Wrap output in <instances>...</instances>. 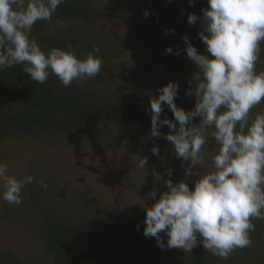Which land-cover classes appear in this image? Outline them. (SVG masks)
Listing matches in <instances>:
<instances>
[{
    "label": "trees",
    "instance_id": "obj_1",
    "mask_svg": "<svg viewBox=\"0 0 264 264\" xmlns=\"http://www.w3.org/2000/svg\"><path fill=\"white\" fill-rule=\"evenodd\" d=\"M208 6V0H194L191 4L189 0H132L121 8L99 6L92 0H65L50 21L38 20L33 25L30 37L35 38L45 52L52 47L67 49L70 44L79 56L98 47L100 52L96 55L103 61L101 73L83 84L73 81L64 87L55 75H50L43 84L31 80L23 72L22 65L0 71V142L25 138L50 143L54 140H92L115 145L117 131L110 127L115 124L124 131L120 139L125 138L146 155L151 171L155 169L162 178H168L167 170L172 169L174 151L164 135L170 130L165 125L160 128L161 136H151L150 98L158 96V90L169 81H175L179 85L175 103L185 111L194 108L195 97L187 92L194 94L189 80L196 66L187 58L182 37L187 35L198 51H205L198 35L201 21L198 19L194 25L189 24L187 16L195 13L202 17L201 8ZM153 8L160 13L162 24L148 34L152 40L161 43L150 50L149 54L153 53L151 58L146 55L145 59L137 60L136 57L133 66L121 63L118 59L123 58L137 41L132 25L144 24L153 17L150 13ZM145 10L149 12L147 18L143 15ZM107 21L126 26L122 30H105L98 26ZM55 22L63 24L53 25ZM147 26H151L149 21ZM168 46L173 49L171 54L166 52ZM260 47V54L264 55V42ZM177 50L178 55L175 54ZM256 70L264 71L261 68ZM136 71L142 72L137 81L134 77ZM130 77L135 80L130 81ZM122 82L128 85L137 82L143 89L137 92L122 89ZM262 109L264 100L251 110L250 117ZM165 117L174 121L167 104L162 105L161 119ZM199 120L195 117L192 123ZM154 145L159 147V155L151 152ZM215 149L216 142L209 136L202 151L215 152ZM30 168V171H36L31 174L35 179L22 189L21 205L3 201L1 218L19 225L41 241L44 261L39 264H126L129 257L156 248L164 254V264H247L239 261L236 249L227 259H220L202 245L187 253L176 248L161 249L155 238L144 234L122 239L107 238L108 219L111 220L112 216H108L109 205L103 198L84 190L75 196L56 173L46 167ZM42 178L47 182L46 189L40 186ZM152 178L159 198L167 187L163 179L157 180L154 175ZM170 178L177 182L173 173ZM34 184L38 186L36 189H32ZM251 222L258 232L249 233L251 240L255 241L250 251L255 249L258 237L264 239V220L253 219ZM162 239L166 244L167 237ZM22 263L12 253L3 251L0 255V264Z\"/></svg>",
    "mask_w": 264,
    "mask_h": 264
},
{
    "label": "clouds",
    "instance_id": "obj_2",
    "mask_svg": "<svg viewBox=\"0 0 264 264\" xmlns=\"http://www.w3.org/2000/svg\"><path fill=\"white\" fill-rule=\"evenodd\" d=\"M190 4L194 0H189ZM65 0H0V71L22 65L31 80L43 84L55 75L64 87L73 81L97 77L102 69L98 47L79 56L69 44L67 49L52 47L45 52L30 37L38 20L52 19ZM201 8L202 17L189 13L187 22L201 21L198 35L205 45L200 52L183 35L187 58L196 69L189 80L195 106L185 111L175 103L178 82L169 81L158 96L150 98L151 136L164 138L181 160L185 177H195L192 187L182 179L173 182L152 169L157 180L163 179L167 190L153 189L150 206L139 203L145 211V237L156 239L161 249L192 252L198 245L220 259H227L237 248L252 244L249 233L255 231L253 219L264 220V113L250 117L251 110L264 100V71H257L261 43L264 42V0H208ZM147 18L148 10L143 13ZM171 54V46L166 47ZM175 54H179V51ZM167 104L174 121L161 119ZM199 117L198 123H192ZM190 125V126H189ZM211 136L216 142L212 164L205 167L202 149ZM151 152L159 155V147ZM147 157L137 166L145 169ZM199 165V168L194 166ZM147 175V174H146ZM31 175L18 179L0 162V200L17 206L22 203V189L34 182ZM40 186L47 188L45 179ZM139 227V226H137ZM167 237L165 244L161 237Z\"/></svg>",
    "mask_w": 264,
    "mask_h": 264
},
{
    "label": "rangeland",
    "instance_id": "obj_3",
    "mask_svg": "<svg viewBox=\"0 0 264 264\" xmlns=\"http://www.w3.org/2000/svg\"><path fill=\"white\" fill-rule=\"evenodd\" d=\"M92 1L99 6L121 8L132 0ZM150 13L153 17L144 21V24L132 25L136 31L137 41L128 48L123 58L118 59L121 63H131L133 66L136 57L137 60L146 57V55L151 58L153 53L149 54L150 50L161 43L152 40L148 33L158 30V26L162 24V17L154 8L150 9ZM157 20L159 22L156 26ZM148 21L151 26H147ZM62 24L63 22L53 23L58 26ZM98 26L105 30H116L117 28L122 30L126 24L107 21ZM155 26L156 29H152ZM259 68L264 69V55L262 54L256 64V69ZM134 73H136L134 77L137 81L142 72ZM134 77H130L129 80L134 81ZM120 84L122 89L129 91L137 92L143 89V86L137 82H132L131 85L124 82ZM257 113H264V109L257 110ZM110 127L117 131L115 134L118 138L115 145L97 143L92 140H81L80 142L54 140L50 143L25 138L5 139L0 142V162L7 163L9 174L15 175L18 179L36 172L30 171V166L46 167L59 175L67 184L68 190L74 191L75 196L80 193V190H84L103 198L109 205L107 207L108 216H112L111 220L108 219L110 229L107 238L114 236L122 239L143 235L145 211L139 203H143V200L149 206L154 203V200L148 197V193L154 189L151 166L146 164L145 169L139 168L138 160L146 155L135 149L134 145L127 142L125 138L120 139L124 131H120L115 124H111ZM202 154L205 167H210L214 152L202 151ZM172 161V173L176 180L184 179L189 183V187H192L195 177H185L184 169L181 166L182 162L174 152ZM194 167L198 169L199 165ZM33 187L32 189H36L38 186L34 184ZM81 194L85 195L84 192ZM156 199H158V195ZM2 202L3 200H0V255L3 251L12 253L20 262H23L22 264H39L44 261L41 241L19 225L1 218L3 214ZM92 207L90 206V208ZM257 232L258 230L254 231L255 234ZM165 236L164 233H161L162 238ZM259 238H257L256 247L252 251H250V247L255 243L254 240H252L251 246L236 249V253L240 255L239 261L247 264H264V239ZM159 251L161 250L158 248L142 251L129 257L126 264H164L166 258Z\"/></svg>",
    "mask_w": 264,
    "mask_h": 264
}]
</instances>
